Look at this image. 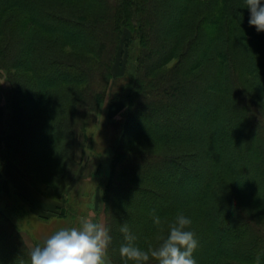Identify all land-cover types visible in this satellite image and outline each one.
<instances>
[{
    "label": "trees",
    "instance_id": "16d2710c",
    "mask_svg": "<svg viewBox=\"0 0 264 264\" xmlns=\"http://www.w3.org/2000/svg\"><path fill=\"white\" fill-rule=\"evenodd\" d=\"M249 19L245 0H0L13 91L0 166L62 200L94 148L88 120L128 28V108L100 198L109 258L134 264L119 254L124 222L136 246H158L155 210L164 235L178 213L191 219L197 264H264V32ZM31 250L0 207V264H30Z\"/></svg>",
    "mask_w": 264,
    "mask_h": 264
},
{
    "label": "rangeland",
    "instance_id": "374dc122",
    "mask_svg": "<svg viewBox=\"0 0 264 264\" xmlns=\"http://www.w3.org/2000/svg\"><path fill=\"white\" fill-rule=\"evenodd\" d=\"M129 37L131 30L125 28L117 57L111 67L113 82L107 99L98 115L96 117L92 115L88 120L89 130L94 138V148L85 154L82 168L62 198L64 206L41 216L35 215L17 189L7 183L4 171L6 164L0 166V207L15 222L31 249L42 246L50 235L61 228L79 227L81 217L92 218L96 222L104 223L105 226L107 224L103 204L100 202L101 187L109 175L110 160L116 142L120 138L128 108V106L122 108L121 100L126 98L120 93L123 84L131 76L134 64L131 50L125 47V40ZM12 96L8 74L0 69V104L5 108L7 119L10 118ZM107 102H109L108 106ZM114 102L118 105L116 106ZM78 157L82 159L80 148H78ZM64 208L66 211L62 212ZM108 253L106 261L114 264Z\"/></svg>",
    "mask_w": 264,
    "mask_h": 264
},
{
    "label": "clouds",
    "instance_id": "9594fccd",
    "mask_svg": "<svg viewBox=\"0 0 264 264\" xmlns=\"http://www.w3.org/2000/svg\"><path fill=\"white\" fill-rule=\"evenodd\" d=\"M245 7L250 12L249 24L258 32H264V3L262 0H245ZM153 223L159 229L158 246L146 250L136 246L135 235L130 232L127 222L120 231L124 234L125 243L119 248L121 258L134 264H147L150 258L158 264H197L193 254L198 247L195 233L187 230L191 219L178 213L167 225L153 210ZM111 237L109 229L102 222L92 218L81 217L79 227L61 228L50 235L42 246L30 251V264H107L106 257ZM254 264H261L257 256Z\"/></svg>",
    "mask_w": 264,
    "mask_h": 264
},
{
    "label": "crops",
    "instance_id": "0c3cea01",
    "mask_svg": "<svg viewBox=\"0 0 264 264\" xmlns=\"http://www.w3.org/2000/svg\"><path fill=\"white\" fill-rule=\"evenodd\" d=\"M120 71V69H117ZM117 71V72H118ZM122 108H127L128 100L123 99ZM109 102H107L108 106ZM117 106L118 103L114 102ZM114 109V108H113ZM5 177L7 183L13 185L21 197L28 202L30 209L35 215H43L48 211L59 210L64 206L63 200H55L45 197L37 189H35L25 178L22 170L12 161L7 162L5 166ZM107 264H109L107 262Z\"/></svg>",
    "mask_w": 264,
    "mask_h": 264
}]
</instances>
